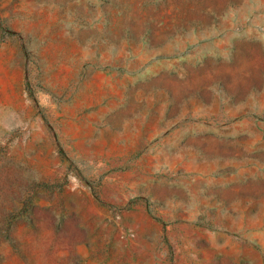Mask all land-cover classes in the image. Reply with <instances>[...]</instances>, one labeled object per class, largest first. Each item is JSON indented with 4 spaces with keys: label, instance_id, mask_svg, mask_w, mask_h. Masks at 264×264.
Instances as JSON below:
<instances>
[{
    "label": "rangeland",
    "instance_id": "1",
    "mask_svg": "<svg viewBox=\"0 0 264 264\" xmlns=\"http://www.w3.org/2000/svg\"><path fill=\"white\" fill-rule=\"evenodd\" d=\"M0 264H264V0H0Z\"/></svg>",
    "mask_w": 264,
    "mask_h": 264
}]
</instances>
